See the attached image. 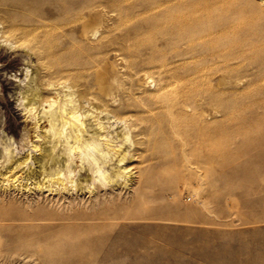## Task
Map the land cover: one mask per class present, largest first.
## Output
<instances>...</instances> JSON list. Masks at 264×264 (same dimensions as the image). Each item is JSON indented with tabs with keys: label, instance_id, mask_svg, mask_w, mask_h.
<instances>
[{
	"label": "rangeland",
	"instance_id": "1",
	"mask_svg": "<svg viewBox=\"0 0 264 264\" xmlns=\"http://www.w3.org/2000/svg\"><path fill=\"white\" fill-rule=\"evenodd\" d=\"M204 1H62L72 12L56 16L63 41L92 47L90 71L97 63L113 65L110 102H125L134 143L125 144L133 153L132 180L127 186L97 185L91 193L11 188L10 195L45 199L37 203L52 208L65 203L58 208L69 214L88 213L92 204L112 207L116 217L103 228L90 264H264V20L258 17L264 2L237 0L254 6L243 13L246 21L229 13L232 20L222 23L216 17L224 0H216V11L200 17L208 32L188 23L160 24L173 7ZM15 2L0 0V32L6 16L22 12ZM89 19L97 22L95 33L81 25ZM236 28L244 40L233 46L223 33ZM37 72L30 50L0 40V97L11 100V110L0 103V150L8 143L21 155L33 139L20 91ZM181 89L187 103L178 104L174 96ZM10 117L18 121L14 131Z\"/></svg>",
	"mask_w": 264,
	"mask_h": 264
},
{
	"label": "bare ground",
	"instance_id": "2",
	"mask_svg": "<svg viewBox=\"0 0 264 264\" xmlns=\"http://www.w3.org/2000/svg\"><path fill=\"white\" fill-rule=\"evenodd\" d=\"M13 1H16L13 6L22 12L18 18L12 14L4 18L0 40L9 48L30 50L38 72L35 78L29 76L20 91L21 109L32 124L33 139L27 140L28 129L24 126L22 137L28 146L24 153L13 152L8 143L0 150V167L4 168L0 169V264H90L103 228L116 217L112 207H101L106 204L93 207L92 204L88 213L69 214L62 211L65 207L58 208L65 203L52 208L47 203L38 204L39 198L34 200L32 196L26 201H21L19 196L16 200L10 195L15 191L11 188L66 196L64 193L83 189L91 193L97 185L121 183L127 186L132 180L128 162L133 153L125 149V144L134 143L130 137L131 128L125 122V102L120 98L117 104L110 102L115 98L116 75L110 73L113 65L97 63L95 70L90 71L95 61L90 60L87 53L92 47L70 43L69 39L63 41L61 23L56 16L63 10L72 13L70 7H63V0ZM213 3L216 0L173 7L174 11L164 12L160 24L169 22L178 28L188 23L202 33L208 32L200 17L216 11ZM221 5L216 20L222 23L232 20L229 13L242 16L240 19L245 22L247 17L243 13L254 7L251 2L237 0H224ZM258 17L259 21L264 20V15ZM96 23L89 19L81 25L95 33ZM238 29L223 33L233 46L241 45L244 40L236 32ZM254 33L258 30L254 29ZM24 76L28 77V71ZM8 83L6 80L4 86ZM249 90L252 92L253 88ZM184 94L181 89L174 100L181 103L186 97ZM0 103L11 110L10 98L0 97ZM17 123L10 117L8 126L14 131ZM83 168L88 171L81 178L78 172Z\"/></svg>",
	"mask_w": 264,
	"mask_h": 264
}]
</instances>
